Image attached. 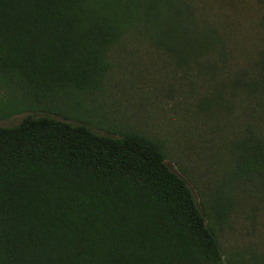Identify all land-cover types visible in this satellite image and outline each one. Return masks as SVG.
Returning <instances> with one entry per match:
<instances>
[{"label": "trees", "instance_id": "trees-1", "mask_svg": "<svg viewBox=\"0 0 264 264\" xmlns=\"http://www.w3.org/2000/svg\"><path fill=\"white\" fill-rule=\"evenodd\" d=\"M139 28L178 53L224 54L181 0H0V80L53 111L58 96L100 89L110 51ZM244 73L232 85L264 119V46ZM78 121L28 114L0 127V264H223L217 231L161 142ZM234 152L237 172L264 183V137L248 128Z\"/></svg>", "mask_w": 264, "mask_h": 264}, {"label": "rangeland", "instance_id": "rangeland-1", "mask_svg": "<svg viewBox=\"0 0 264 264\" xmlns=\"http://www.w3.org/2000/svg\"><path fill=\"white\" fill-rule=\"evenodd\" d=\"M181 1L197 22L215 28L224 54L178 53L175 42L134 29L110 51L101 88L58 96L48 105L53 111L37 109L22 87L0 80V127L28 114L71 123L84 116L99 134L133 131L161 142L166 163L217 231L223 264H264V183L237 172L234 152L248 128L264 137V119L247 92L232 85L264 46V0ZM9 108L16 112L6 115Z\"/></svg>", "mask_w": 264, "mask_h": 264}]
</instances>
